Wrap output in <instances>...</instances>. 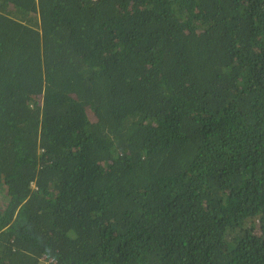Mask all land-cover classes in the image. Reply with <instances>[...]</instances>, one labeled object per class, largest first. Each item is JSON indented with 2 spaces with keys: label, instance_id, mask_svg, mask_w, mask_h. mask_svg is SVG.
<instances>
[{
  "label": "trees",
  "instance_id": "trees-1",
  "mask_svg": "<svg viewBox=\"0 0 264 264\" xmlns=\"http://www.w3.org/2000/svg\"><path fill=\"white\" fill-rule=\"evenodd\" d=\"M0 264H264V0H0Z\"/></svg>",
  "mask_w": 264,
  "mask_h": 264
}]
</instances>
